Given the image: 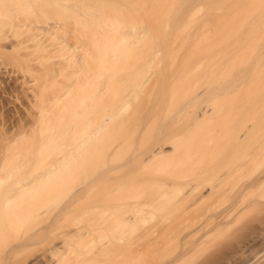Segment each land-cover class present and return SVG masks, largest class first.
Wrapping results in <instances>:
<instances>
[{
  "label": "bare ground",
  "instance_id": "1",
  "mask_svg": "<svg viewBox=\"0 0 264 264\" xmlns=\"http://www.w3.org/2000/svg\"><path fill=\"white\" fill-rule=\"evenodd\" d=\"M4 27L40 66L36 144L0 166L50 221L25 264H264V0H0ZM97 186L143 191L71 224Z\"/></svg>",
  "mask_w": 264,
  "mask_h": 264
},
{
  "label": "rangeland",
  "instance_id": "2",
  "mask_svg": "<svg viewBox=\"0 0 264 264\" xmlns=\"http://www.w3.org/2000/svg\"><path fill=\"white\" fill-rule=\"evenodd\" d=\"M48 21L52 22L53 19L49 17ZM14 30V27H4L0 33V166L10 159L12 150L17 148L22 150L26 145L34 147L36 144L33 132H31L34 130L32 126L38 106L33 101L36 84L34 85L30 81L26 70H40V66L30 57L35 42L28 39L25 33L16 34ZM67 33L60 31V34L64 35V42H69L67 39L70 37ZM44 40L46 41V39ZM44 40L42 39V41ZM207 98L208 96L201 97L195 105L205 104ZM177 129L179 128L177 127ZM22 131L27 132L28 136L18 139L17 136ZM135 143L133 141L132 149L135 148L134 150L138 153L141 148L137 147L136 141ZM32 154L33 152L29 151L26 155L25 169L34 158V154ZM137 172L138 169L136 174ZM117 175L120 174L117 172ZM79 181L80 176H74L70 178L65 187H83L84 184ZM6 191L8 190L5 187L0 189V198ZM139 191L142 192L143 187L142 189L141 187H88L83 192L85 196L82 194V198L73 206L74 210L68 217V221L71 224L73 222L83 225L88 218L95 217V211L90 208L95 196L108 192L110 197H124L139 193ZM29 207L28 199L18 200L14 206L8 207L3 206L0 201V264H25L31 253L37 252L44 245L43 241L46 240L48 234L46 227L50 221L46 220L45 215L36 216L34 219L29 214V218L27 213ZM33 230L40 231V236L39 232L36 233L38 238L30 236L34 232ZM219 256V258L212 257L203 264H217L221 260V255Z\"/></svg>",
  "mask_w": 264,
  "mask_h": 264
}]
</instances>
